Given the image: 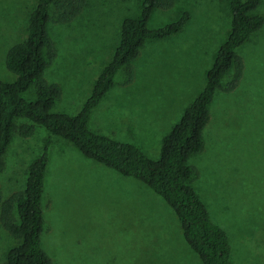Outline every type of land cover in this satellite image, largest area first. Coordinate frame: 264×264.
I'll return each instance as SVG.
<instances>
[{
	"label": "rangeland",
	"instance_id": "obj_1",
	"mask_svg": "<svg viewBox=\"0 0 264 264\" xmlns=\"http://www.w3.org/2000/svg\"><path fill=\"white\" fill-rule=\"evenodd\" d=\"M140 0H85L69 23L49 21L53 47L43 79L60 96L51 112L76 115L118 43L120 24L136 17ZM229 0H174L154 9L148 29L188 21L181 32L147 41L131 62L130 82L119 71L91 111L88 129L138 148L156 160L161 139L179 121L205 84L206 72L230 28ZM35 0H0V81L7 50L25 38ZM264 17V0L257 11ZM243 74L230 92L225 74L209 107L203 149L188 160L190 187L213 224L227 237L233 264H264V26L238 51ZM35 99L30 87L21 95ZM29 125L23 119L14 126ZM48 138L33 125L23 138L12 133L2 156V200L24 188L28 165ZM43 182L41 248L52 264H201L185 244L172 210L140 182L84 158L70 143L50 137ZM17 244L0 228V264Z\"/></svg>",
	"mask_w": 264,
	"mask_h": 264
},
{
	"label": "trees",
	"instance_id": "obj_2",
	"mask_svg": "<svg viewBox=\"0 0 264 264\" xmlns=\"http://www.w3.org/2000/svg\"><path fill=\"white\" fill-rule=\"evenodd\" d=\"M174 0H140L136 17L120 24L118 43L109 62L99 72L89 97L74 116L52 113L60 96L55 84L43 79L48 60L54 52L47 34L52 19L65 24L81 12L85 0H35L28 16L23 41L11 46L5 54V67L15 76L12 83L0 81V171L2 156L9 146L12 133L23 138L32 134V126L42 127L48 134L39 157L26 170L24 188L2 200L0 194V228L17 244L8 250L2 264H52L41 248L44 228L42 210L43 182L47 168V144L50 137L72 144L80 154L116 173L145 185L172 210L182 238L201 264H233L224 232L210 220L206 208L190 187L191 169L188 160L203 149V130L209 122V107L216 91L222 90V77L232 70L230 82L223 89L230 93L239 83L243 64L239 49L264 26L258 14L260 0H229L230 28L218 48L205 75V84L198 96L184 110L179 121L161 139L156 160L148 159L138 148L117 143L91 132L87 125L91 111L111 88L119 71L128 83L131 62L147 41H161L181 32L188 21L182 13L174 22L161 28L148 29L147 22L154 9H168ZM30 87L35 99L25 101L21 95ZM23 119L29 125L14 126Z\"/></svg>",
	"mask_w": 264,
	"mask_h": 264
}]
</instances>
